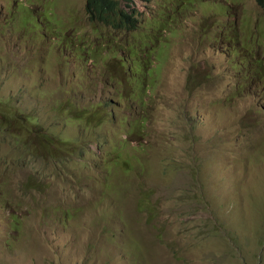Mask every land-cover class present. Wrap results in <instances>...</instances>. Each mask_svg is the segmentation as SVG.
<instances>
[{"label": "rangeland", "instance_id": "rangeland-1", "mask_svg": "<svg viewBox=\"0 0 264 264\" xmlns=\"http://www.w3.org/2000/svg\"><path fill=\"white\" fill-rule=\"evenodd\" d=\"M116 1L0 0V264H264V6Z\"/></svg>", "mask_w": 264, "mask_h": 264}, {"label": "trees", "instance_id": "trees-1", "mask_svg": "<svg viewBox=\"0 0 264 264\" xmlns=\"http://www.w3.org/2000/svg\"><path fill=\"white\" fill-rule=\"evenodd\" d=\"M258 3L264 6V0H258ZM87 12L92 18L99 17L105 22H107V20L104 18V16H108L110 20H118L123 25L125 24L124 19L127 20V22H134V17L122 10L120 3L116 0H90L87 7ZM134 28L138 29L136 26H134ZM90 48L93 49L92 47ZM95 53L96 50H94V57Z\"/></svg>", "mask_w": 264, "mask_h": 264}, {"label": "clouds", "instance_id": "clouds-1", "mask_svg": "<svg viewBox=\"0 0 264 264\" xmlns=\"http://www.w3.org/2000/svg\"><path fill=\"white\" fill-rule=\"evenodd\" d=\"M127 14H128V12H126ZM131 16V15H130ZM108 17V16H107ZM134 17V16H133ZM104 18L106 19V16H104ZM109 18V17H108ZM107 20V19H106ZM108 21V20H107ZM114 22H119L118 20H113ZM125 21V24L123 25L122 23H120L119 25H117V24H114V27L116 28V29H120L122 26H125L126 25V23L128 24V22H127V20H124ZM109 22V21H108ZM130 22V21H129ZM133 22V21H132ZM111 24V23H110ZM133 25L134 26H136L137 28H138V26H137V24H136V21H135V17H134V22H133ZM134 26H133V29H129L128 28V31H130L131 32V34L133 35V37L135 38L134 39V42L133 43H131L129 46H128V48H130V49H134V51L137 53V54H139V48H138V41H137V37L139 36V34H140V30L139 29H135L134 28ZM259 34H260V32H258ZM260 35H262V34H260ZM262 36H264V35H262ZM128 48L127 49H125V50H128ZM119 55H120V57L121 58H123V61H124V63H130L131 64V60L130 59H128V58H126V56H121V54H120V51H119ZM131 54H129V56H130ZM122 61V60H121ZM121 70L124 72L125 71V64H123L122 66H121ZM210 75V78H212V75L211 74H209ZM193 83V82H192Z\"/></svg>", "mask_w": 264, "mask_h": 264}]
</instances>
